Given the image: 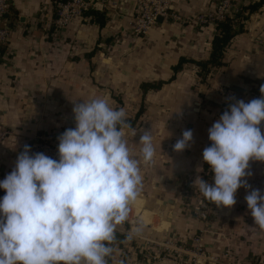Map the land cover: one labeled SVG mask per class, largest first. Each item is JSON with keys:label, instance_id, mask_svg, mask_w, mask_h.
Instances as JSON below:
<instances>
[{"label": "crops", "instance_id": "1", "mask_svg": "<svg viewBox=\"0 0 264 264\" xmlns=\"http://www.w3.org/2000/svg\"><path fill=\"white\" fill-rule=\"evenodd\" d=\"M52 1L9 0L3 18V24L10 34L7 41L0 44V125L7 123L26 135L35 133L43 137L52 133L53 125H61L57 124L55 118L62 116L66 108L92 100L88 93L96 91V88L88 84L89 74L95 76L100 85L104 80L109 81L110 87L117 86L120 90H129L131 86L139 91L141 104L151 103L157 93H160L162 99L163 93L160 91L170 86L184 90L185 84L180 85L176 80L188 70V64L193 62L183 63L176 71L173 66L180 57L193 60L208 58L211 41L217 31L216 24L208 27L196 22L177 24L160 21L147 35L133 37L129 29V21L136 14L133 0H88L91 7L104 13L105 23L102 27L95 21L78 17L57 30L52 21ZM172 6L180 14L189 16L209 8L211 4L209 0H173ZM238 35L228 48V51L231 48L229 53L233 54L227 51L223 57L220 67L224 70H216L222 75L215 78L216 84L230 88L236 99L253 90L259 91L264 84V53L249 46L251 50H244L245 46L238 42ZM193 66L199 67L195 63ZM215 69L212 67L210 70ZM198 71L195 68V72ZM156 80L165 83L161 88L149 90L143 96L140 83ZM192 101L198 105L191 106L192 115L175 118L178 121L190 120L187 124L178 125L174 129L166 125L153 128L155 156L147 166H156L160 181L167 176L169 182L179 185L183 184L184 176L191 171L199 174L204 171L203 150L212 143L209 129L219 120L221 109H229L233 103L221 96L211 98L209 104H199L201 100L195 98ZM179 102L180 106L184 105L182 101ZM38 103L51 107L41 121L32 109ZM35 120L42 124L34 123ZM161 123L165 124L164 121ZM260 127L264 134V123ZM136 128L125 129L128 139L133 141L132 145L138 142L133 135L137 137L143 132ZM185 130L193 132V140L183 152L178 153L174 151L173 145L182 138ZM48 137L52 138V134ZM130 152L134 154L135 147L132 146ZM19 153L16 144L5 146L4 149L0 147V171L15 168ZM249 171L251 175L245 179L250 188L241 187L237 191L236 204L232 208L218 207L212 203L214 215L211 216L210 229L204 233L205 247L213 254L229 250L231 255L219 262L205 264H264V231L255 225L245 200L252 189H259L264 194V162L250 161ZM2 190L0 199L6 195L5 190ZM154 200L160 202L157 203L159 209L173 207L175 202L169 197ZM130 206L133 215H137L141 222L144 219V225L152 223L154 212L143 207V199L137 198ZM190 220L195 228L197 226V230L203 225L191 217ZM172 223L173 220H164L161 224L158 221L152 228L161 233L167 229L173 230ZM187 225L189 228L186 229H191V224ZM184 227L186 223L181 232L177 231L186 232ZM147 264L170 262L159 260Z\"/></svg>", "mask_w": 264, "mask_h": 264}, {"label": "clouds", "instance_id": "2", "mask_svg": "<svg viewBox=\"0 0 264 264\" xmlns=\"http://www.w3.org/2000/svg\"><path fill=\"white\" fill-rule=\"evenodd\" d=\"M260 98L235 100L209 129L211 146L203 160L211 166L214 185L197 178L200 193L218 207L232 208L250 161L264 162V84ZM75 127L58 137L59 159L30 155L24 146L15 168L0 181V264H107L117 227L128 220L143 186L140 161L132 158L123 108L104 98L73 107ZM139 143L145 165L155 156L152 131ZM193 140L185 130L173 145L183 152ZM254 223L264 231V194L245 196ZM139 233L140 229L135 230ZM132 234L129 233V239Z\"/></svg>", "mask_w": 264, "mask_h": 264}, {"label": "rangeland", "instance_id": "3", "mask_svg": "<svg viewBox=\"0 0 264 264\" xmlns=\"http://www.w3.org/2000/svg\"><path fill=\"white\" fill-rule=\"evenodd\" d=\"M65 1H52V21L57 18L59 3ZM256 1L258 0H209V3L211 4L209 8L197 11L189 16H184L173 8L175 14L179 16V18L166 23L188 24L196 22L200 25L213 27L216 24V19H220V21H222L229 18L235 25L242 24L244 26V31L237 36V38H239V44L241 46H245L244 50H247L246 48H254V50L264 53V4L252 13H249L248 10L244 8ZM221 10L223 12V17L217 18ZM105 51L109 52L107 49H105ZM192 65L193 63L188 64V70L178 77V80H176L180 82V85L182 83L185 84V86L182 85L184 86V90L183 88L170 86L167 89L160 91L163 93L162 99L159 96L160 93H157L151 103H143L144 111L140 117L142 120H139L140 127H138L140 129L137 127V130L153 131L155 126L162 125H166L168 128L174 129L175 127L177 128L178 125L187 124L190 120L185 119L178 121V119L175 118L192 115L193 109L191 106H198L192 101L193 98L200 99L201 102H199V104H209L211 98H219V96H221V98H226V100L231 102L233 101V98H235V100H244L245 102H249L261 94L260 90H253V92H249L247 95L245 94L244 97L236 99L235 93L232 92L230 88L219 83L216 84L215 82V78L222 75L216 70L222 71L224 68L216 66L217 69L213 71L209 70L207 72H203L201 71L200 66L192 67ZM195 68L199 71L195 72ZM101 82L102 85L97 83L95 76L89 74L88 84L96 88V91H91L90 94L88 93L89 98H104L113 109L118 110L123 108L126 112V117L133 116L141 104L139 91H135L130 88L131 86L129 87V90H120L117 86L110 87L111 85L108 83L109 81L102 80ZM179 101H182L184 105L180 106L181 103ZM46 103H48L47 100ZM73 107L74 105L70 108H66L65 111H63L64 114L62 116L58 115L57 118H55L57 120V124H61L59 126L53 125L52 128L56 131V133L52 130V133H48L43 137H38L35 133L31 135L20 133L7 123L0 125V132H3V134L0 135V147L4 149L5 146L11 147L16 144L19 152L22 153L24 151V146L28 145L31 150L29 153L30 155L42 153V148L45 145L47 148L58 147V137L67 129L75 127ZM32 109L35 111L36 117L41 121L48 115L51 107L49 108L47 105L45 106L42 103H38V106ZM221 110L222 115L229 109L222 108ZM64 117H66L67 121H65ZM161 117H163V119H161ZM161 121H164L165 124H162ZM62 122L64 125H62ZM34 123L42 124L36 120ZM50 134H52V138L48 137ZM142 134L143 133H139L137 137L133 135V138H137L138 140L136 145H132L133 141L128 139V134H125V137L128 139L127 142H129L128 147L130 150L132 146L135 147L134 154H131L132 158L141 162L140 168L141 175L143 177V186L138 198L143 199L144 208L152 211V213L154 212L152 215L154 218L151 224L144 225L142 223L144 219L142 218L141 222V219H139L137 215H133V210L130 206L131 211L128 220L118 226L116 230V232L126 234L125 240L123 239L121 242L118 241L110 245V247L113 248L112 256L114 258V264H147V262L153 263L154 261L158 262L159 260H167L170 264H173V258H171L172 256L170 255L173 251H166L161 243L170 240V245L171 243L180 244V242L185 240V245L189 244L191 237H193L198 231L196 229L197 226L195 228V225H193L194 223H191L190 217L192 220L194 219L200 224L199 217L193 212L191 204L194 196L199 192V187L198 185L195 186V181L198 177L203 179L205 182L210 181L213 172L211 171V166L204 169L205 171L201 174L191 171V173L184 176L183 184L179 185L169 182L167 176H164L162 181H160V179L158 180L159 172L156 170V166L144 165L142 161V145L139 143L140 136ZM154 145L153 139V146ZM13 169L14 168L10 167L8 169H3L2 172L0 171V181H3L6 176L13 171ZM167 183H170V185H167ZM162 197L174 199L175 202L173 207L166 206V208L160 207L159 209L157 203L160 204V202L158 200L155 201L154 199ZM150 201L152 204L149 203ZM164 220H173L172 226L174 227L172 228L174 229H167L161 231L160 233L159 230L155 231L152 228V226L157 224L158 221H160L161 224ZM185 223L186 227H184L185 229L183 230L186 232L179 233L177 230L180 231ZM187 224H191V229H186L189 228ZM136 229H140L139 233L135 231ZM129 233L132 234L131 239L128 238Z\"/></svg>", "mask_w": 264, "mask_h": 264}, {"label": "built area", "instance_id": "4", "mask_svg": "<svg viewBox=\"0 0 264 264\" xmlns=\"http://www.w3.org/2000/svg\"><path fill=\"white\" fill-rule=\"evenodd\" d=\"M136 7V14L129 21L130 33L133 37L147 35L158 24V18L161 22H169L178 19L173 10L172 0H133ZM88 0H67L59 3L57 18L53 20L56 29L59 30L66 26L73 19L82 15L83 11L91 7ZM9 6V0H0V44L7 41L9 37V30L3 24V18ZM223 17L222 10L219 12L217 18ZM216 22L220 19H216ZM261 94L256 98H260ZM234 102V100H233ZM247 103V102H246ZM3 132H0L2 135ZM42 153L53 158L59 159L58 147L47 148L45 145L42 148ZM209 184L214 185V173L211 180L207 181ZM193 212L198 215L202 227L191 237L188 245H185V240L180 244H169L170 240L161 243L166 251H173L170 254L173 258V264H205L207 262H219L222 258L230 257L229 250L224 251L222 254L210 253L203 240L205 231L210 229V220L212 214V203H210L200 191L196 194L191 202ZM214 213V212H213Z\"/></svg>", "mask_w": 264, "mask_h": 264}, {"label": "trees", "instance_id": "5", "mask_svg": "<svg viewBox=\"0 0 264 264\" xmlns=\"http://www.w3.org/2000/svg\"><path fill=\"white\" fill-rule=\"evenodd\" d=\"M56 2V0H54ZM65 1V0H62ZM264 4V0H258L252 4L247 5L244 7L248 10L249 13L254 12L259 7ZM83 19H90L91 21H95L100 27H102L105 23V15L104 13L96 8V7H89L83 11L82 15L79 16ZM244 26L242 24H234L231 19L226 18L225 20L216 22V33L213 35L211 41V49L208 55V58L204 60H193L187 59L185 57H180L177 64L173 66V70L176 71L179 69L183 63L185 62H193L200 66L201 71L207 72L212 67L220 66L223 64V57L225 53L228 51L229 45L232 40L238 35L239 33L243 32ZM165 83L163 80H156V81H142L139 85L142 95L144 96L149 90L159 89ZM144 111L143 104L140 105L138 110H136L133 116H127V122L131 124V129L136 128L139 126V118L142 116ZM210 165L205 162L204 169H207ZM205 171V170H204ZM2 188H0V196L2 195ZM214 210H212L213 214ZM126 234L116 232V239L115 242H121L123 239L125 240ZM107 264H114V258L112 254L106 258Z\"/></svg>", "mask_w": 264, "mask_h": 264}, {"label": "water", "instance_id": "6", "mask_svg": "<svg viewBox=\"0 0 264 264\" xmlns=\"http://www.w3.org/2000/svg\"><path fill=\"white\" fill-rule=\"evenodd\" d=\"M158 21L160 22L161 21V18H158Z\"/></svg>", "mask_w": 264, "mask_h": 264}]
</instances>
